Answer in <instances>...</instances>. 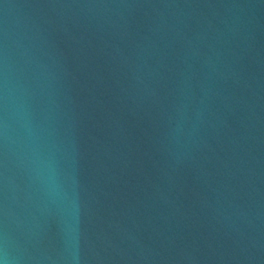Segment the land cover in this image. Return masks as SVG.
Wrapping results in <instances>:
<instances>
[{"label":"water","instance_id":"95a60500","mask_svg":"<svg viewBox=\"0 0 264 264\" xmlns=\"http://www.w3.org/2000/svg\"><path fill=\"white\" fill-rule=\"evenodd\" d=\"M0 264H264V0H0Z\"/></svg>","mask_w":264,"mask_h":264}]
</instances>
